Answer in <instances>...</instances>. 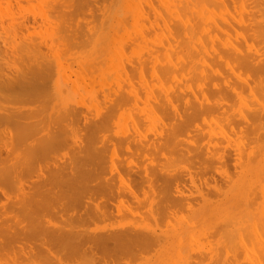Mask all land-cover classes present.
<instances>
[{"label":"rangeland","instance_id":"obj_1","mask_svg":"<svg viewBox=\"0 0 264 264\" xmlns=\"http://www.w3.org/2000/svg\"><path fill=\"white\" fill-rule=\"evenodd\" d=\"M115 1L116 0H0V82L3 81V79L6 80L9 76L12 77L13 75H16L17 78L24 76L27 80V85L23 86L25 88L21 87L26 81L23 77L24 82L21 84V86L19 85V88H23V90L29 89L28 92L25 90L26 94L23 91L20 92L21 89L19 92H17V95L22 97L29 95L26 98H21L23 99L21 102L19 100L20 96L17 97L16 93L15 95L12 93L14 91L16 92V90L18 91V85H16L17 83H15V81L13 86L15 85L14 88L17 87L16 90L14 88V91L13 89H8L12 94L8 90H4L10 85L7 86L5 84L6 87H0L1 100L4 99L5 101L6 97L10 95L16 96L18 98L17 101V98L15 100V97H11L12 100H15V102L17 101L16 103L8 102L10 101V97H7V101L5 102L0 100V228L3 227L0 229V231H2L0 232V247L4 246L2 251H0V254L4 253L6 255L5 257L3 254L5 258L0 255V258L2 257V260L0 259V264H119L120 262H122L120 264H247L248 262H250V264H264V213H262L264 212V79H261L264 78V74L260 73L264 72V68L262 67L264 65V31H262L264 30V28H262L264 25V0H261V2L260 0H215L217 3H213L214 0H209L210 4L212 3L211 5L213 8L207 7L211 6L209 5L208 0H172V3L170 0H154V2H151L152 0H150V2L147 3L145 2L149 0H134V3L131 0ZM155 1L158 5H153ZM187 2L192 3L189 5ZM124 3L126 7L123 6ZM150 4L153 8L150 6ZM159 4L161 5L159 6ZM183 4L184 6L179 7L180 10L178 11V7L176 8V6H181ZM148 6L150 9H148ZM156 6L161 7V9L158 7L160 9L159 10ZM185 6H187V8ZM181 8L185 10H182ZM212 9L215 10V14ZM143 10L146 13H144ZM187 10L189 12H187ZM175 11L179 13V15L180 13L182 14L179 16L177 13H175ZM199 11L200 14H197ZM162 12L163 15H161ZM183 14L186 20L185 18L183 19ZM108 15L110 17H107ZM118 15L120 17L117 19ZM143 16L147 17L144 18ZM163 16L165 18H162ZM181 16L184 24L182 21H180ZM220 16L223 20L220 19ZM237 16L240 18L239 20H237ZM115 17L116 20H114ZM127 17L129 18L127 19ZM148 17L150 20L148 23L150 25L146 23ZM154 17L156 19H154ZM106 18L108 21H106ZM124 18L127 20V22ZM131 19L132 21H130ZM139 19L143 20V23L142 21L139 22ZM215 19H217L216 23H214ZM163 20L165 22L168 21L166 23L167 25L171 23L167 26L170 27L171 31H169V29L166 27ZM104 21L107 23H103ZM258 21H260V24ZM155 22L156 24H154ZM227 22L229 23V26L227 25ZM241 23L245 24L243 25ZM172 24L174 25L173 27L171 26ZM177 25L179 27H177L179 31L176 28ZM196 25L199 27L202 25V27L199 28ZM114 26L116 30L113 29ZM159 26L161 28H159ZM181 26H183L182 29ZM227 26L229 28H227ZM243 26H245V30L243 29ZM257 26L258 28L260 27L259 30ZM195 27H197V29ZM186 29L187 33L185 32ZM211 29H213L212 31L215 33L214 35ZM181 30L183 32H181ZM257 30L260 33H257ZM122 31L124 34H122ZM167 31L170 33H166ZM234 31L239 32L235 33ZM241 31L243 35H240ZM142 33H144V35ZM120 34H122V36ZM151 35L156 37V39L153 37L154 42L152 41ZM186 35L188 37H186ZM197 35L198 38H196ZM199 35L202 37V39ZM205 35L209 38L207 39ZM261 35L263 38L260 39V37H262ZM143 36H147V38H144ZM164 36L167 37L168 40ZM169 36L171 37L169 38ZM172 36L175 37L173 38ZM205 38L206 40H210L207 41L208 43L210 42L209 45L207 42H205ZM244 38L247 41L249 40L251 45L247 44L249 42H246ZM142 39H144V43L142 42L144 47L142 43H140L143 41ZM147 39H149V42L146 41ZM243 39L246 44L244 43ZM127 40L128 42H134L131 44H135V46L133 45V47L131 44L128 45ZM159 40H161V42ZM117 42H119L118 46ZM39 43L40 46H38ZM161 43H164V45ZM204 43H206L208 46ZM232 43L234 44V47ZM253 43L256 45L254 46ZM45 44L47 46H45ZM25 45H27L30 49L32 48L33 50H27ZM127 45L128 47L130 46V49L127 50V52L130 54L125 53ZM151 45L153 46L151 47ZM49 46L50 48H48ZM125 46L126 49L123 48ZM156 46L158 48L160 47L162 51L159 49L161 51L160 52ZM181 46H183V49L187 47L188 49L183 50L181 49ZM35 47L37 48L34 49ZM40 47H42V49ZM118 47H121V50H119ZM205 47L208 48L206 49ZM222 47H224V49ZM239 47L241 49H238ZM47 48L49 50H47ZM171 48H173V50ZM189 48L191 49L190 51ZM219 48L222 49L220 50ZM258 48L259 50H257ZM228 49H230V54L228 53ZM36 50L39 52L38 54L35 52ZM181 50H183V52ZM222 50L224 54L228 50V52L225 54L226 56L223 54L225 57L222 55ZM184 51H186L185 54ZM248 51L251 52L252 56L250 53L249 55L247 54ZM167 52L170 54H167ZM190 52L192 53L189 54ZM33 53H36L37 55L35 56ZM41 53H45V57L42 56ZM50 53L52 56L54 55L55 58H53ZM178 53H180L182 56H178ZM195 53L198 54L195 55ZM215 53H218L219 55H215ZM40 54L41 57L39 56ZM142 54H144L143 57L141 56ZM173 54L175 55L173 56ZM237 54H239V56ZM133 55H135V57ZM193 55L194 57H192ZM37 56H39L41 60H39L40 58ZM237 56L241 58L237 59ZM153 57L154 59H152ZM171 57L173 58L172 61L169 60L172 59ZM181 57L184 58L182 59ZM205 57L208 59H205ZM210 57L213 58L211 59ZM242 57H247V60L249 61L242 59ZM255 57L257 58L255 59ZM32 58H35L38 62H40L38 63L36 60L33 61ZM249 58L253 59L250 61ZM150 59H152V62L147 63L148 61L150 62ZM174 59H176V62L178 60V62L176 63ZM57 60L60 63H58ZM130 60L132 61L130 62ZM45 61L49 62L50 64L48 67L46 66L47 62ZM139 61L143 63L141 64ZM159 61L163 62V64L159 63ZM208 61L211 63V65ZM43 62L45 63V66H43ZM205 62L209 64H206ZM241 62L248 66H243ZM40 64L43 66L40 70L44 72L39 70L41 74H38L37 71L38 68H40ZM127 64L130 65V67ZM137 64L139 71L137 69ZM154 64H159L160 68L159 66L157 68V65L155 68ZM249 64H253V66L249 67ZM51 65H53V67ZM124 65V69L127 70L121 69ZM141 65H143V67ZM131 66H134V69ZM147 66L149 68H147ZM256 66L258 67V70L259 67H261L262 70L258 71ZM169 67L171 70H173V72L171 71L170 73ZM198 67L199 71L202 70L201 73L197 70ZM209 67L212 70H210ZM254 67L256 68L254 69ZM50 68L53 69L51 74ZM163 68H166L168 73L164 69V75H161L160 73L163 72ZM176 68L178 70H176ZM183 68H185V71ZM248 68L251 69V72L252 69L254 70L252 74L256 72L255 70L258 71V74H254V78H251L253 75H251L250 69ZM47 69H50L49 72ZM140 69L142 71L145 70L143 72L144 74ZM33 70H35V73L37 74L36 76H33ZM159 70L160 73L158 74ZM146 71L148 72L147 75H145ZM125 72L130 73L129 77L128 75H125L127 74ZM136 72L138 75L140 73V75L144 77L145 80L141 76L138 78ZM63 73H65V76H63ZM166 73L168 75L169 73L172 74L170 75L171 77H168ZM198 73H200L201 76ZM259 73L263 75H260ZM121 74H124L128 78L126 79L125 76L121 77L123 79V81H121ZM208 74L211 77L208 76ZM135 75L137 78H135ZM255 75H257L258 78ZM4 76L6 77L4 78ZM176 76L179 77L176 78ZM11 77L8 78L10 83L13 80H16V82L20 80V78L17 80ZM158 77L162 80H159ZM129 78L132 79L133 83L131 79L129 80V82L132 84L128 82ZM146 78L155 81H152V83L150 80V83H152L150 84ZM197 78H202L198 84ZM21 82L22 80H20V83ZM1 83L3 84L4 82ZM169 83L172 84V87ZM28 84H30V86ZM129 84H131L130 86L133 85L136 88L131 89L132 87L130 88L128 86ZM149 84L151 86L153 85V88L150 87ZM165 84L168 85L165 86ZM231 84H233V86ZM27 86L29 87L27 88ZM124 86H127L128 89H126ZM214 86L220 89V94H218V92H220L219 90L213 91V89H216ZM30 87H32L31 90ZM181 87L182 89H180ZM255 87L259 88L257 89ZM111 88L113 90L115 88L116 93L115 90H112L113 92H111ZM154 88H158V91ZM211 88L213 92H210ZM175 90L176 92H173ZM256 90L258 93L260 92V96ZM193 91L198 94H195ZM224 91H229V93L227 92L226 94ZM151 93L157 94L152 95ZM192 93L195 95L193 94V96ZM205 93L208 98H206L207 96ZM146 94L149 100L147 99L146 101H142L146 99V96L144 97ZM171 94L175 96H171ZM136 95L137 97L139 96L141 100L139 97L137 98ZM190 95L193 96V98ZM177 96L178 99H176ZM125 97L128 98L125 99ZM170 97L171 99L175 98V101L169 99ZM202 98L206 102L203 101ZM154 99L155 101L152 102ZM123 100L127 101V105L122 103L124 102ZM132 101L134 103H132ZM135 101H139V107ZM159 101H163V103ZM112 102H115V106L112 104ZM155 103L158 105V107L155 106ZM245 104L247 105L245 106ZM94 105L96 107H94ZM112 105L114 108H112ZM163 106L167 108L165 109ZM140 107H143V110L140 109ZM239 109L242 111V113L239 111ZM164 110L166 113L163 114ZM252 111L253 113H251ZM254 111H256V113ZM169 112L171 115H166ZM106 114L108 116L111 114L112 116L110 115L111 117H108ZM242 114H245V116ZM252 114L254 116H252ZM170 117L172 120L169 119ZM103 118L109 121L107 122ZM96 120L98 123H96ZM103 120L105 121L103 122ZM132 122L135 123L133 124ZM175 122H180L179 127ZM172 123L176 126L172 127ZM137 126L140 129H138ZM167 126L170 129L175 128L176 131L177 128L181 131L180 126L185 127L186 129L182 128L185 129L184 131L182 130L184 135L186 133L185 137L181 132L177 133V131L176 134L175 130H173L175 136L169 133L170 130L167 132ZM21 127H24V129L20 130ZM121 130L124 132V134H121ZM20 131L23 135H21ZM165 132H167L166 135L171 134L174 136H171L172 138L170 137L171 143L167 141L166 138L169 140V136L166 137L164 134ZM170 132H172V130ZM128 135L129 139L127 141ZM162 136H165L166 138H162ZM37 137H42L44 140L39 142ZM146 137L147 141L142 143L144 140H146ZM197 137L200 140H198ZM18 138L20 139L18 140ZM118 138L120 140H118ZM121 138H123V141ZM180 138L181 140H179ZM196 138L199 141V144H196ZM219 139H223L225 143H223V140L220 142ZM129 140H132L133 142ZM176 140L178 141L177 147L174 145ZM216 140H218L219 143L218 141L216 142ZM225 140H227V142ZM119 141H121V143ZM136 141H138L140 144H134ZM172 141L174 146L171 147ZM180 141H182L183 144L185 143L189 145V147L186 148L187 145L181 144L182 142ZM17 142H20V145H18ZM38 142L40 145H38ZM163 142L167 144L164 145ZM168 142L170 143L169 147ZM179 142L181 145H179ZM160 143L163 145H161L162 147L160 146ZM215 143L218 144L215 145ZM27 144L28 147H26ZM190 144L193 146L196 145L195 147L198 146L196 153L198 154L199 152L200 155L192 153L195 152V149H192L193 146L190 147ZM155 145H158L160 148L158 149V146L156 147ZM164 147L168 148L169 150L172 149V152L170 151L168 155V150ZM184 147L185 150H183ZM88 148L89 150L94 148L93 151L95 150L96 153L94 154L92 152V155L91 151H88ZM190 148L193 150L192 152ZM151 149L152 151H156L155 149H157L155 152L157 155L154 154V152V155H152L150 152ZM177 150L178 154L182 151V153H180V155L183 154L181 157H176V155H174L176 154L174 152ZM213 150H217L215 154V151ZM210 151H212V153ZM30 152L34 153L32 154ZM200 152H203L202 156ZM147 153L149 154L147 155ZM159 154L161 155L159 156ZM155 155L158 159L155 157ZM204 155L206 160H203ZM93 156L97 161H94ZM104 156H106V158L109 156L110 157L106 159ZM163 156L164 159L166 157L169 159L167 158L163 162ZM206 156L207 158L208 156L211 158L213 157V160H211V158L207 159ZM153 157H155L156 160H153ZM220 157L222 160L219 159ZM143 158L144 161H142ZM118 159H122L121 162H118ZM123 159L127 160V162H123ZM216 159L220 161L218 162ZM99 160L103 164L100 163ZM159 160L161 162H159ZM168 160H170V162ZM209 160L215 162L211 163ZM141 161L143 162L142 164ZM151 162L152 168H149ZM205 162L207 163L206 166ZM133 163L136 165L138 164L137 167H140L141 164V170L139 167L135 168ZM169 163V168H164V166L169 165ZM156 167L158 172L161 174L166 173V175L163 174L161 176V174L158 172H156V175V173L153 172V169L154 171L157 170ZM98 168L103 170L102 172L104 174L102 176V172L100 169L99 171ZM148 168L151 169L154 174H152ZM95 171L97 173H95ZM106 171L108 174H106ZM99 172L100 174H98ZM114 172L117 173L116 176L112 175ZM96 175L99 176L96 177ZM178 175L183 178L182 181L180 180L181 178L179 179ZM170 176H173V179L176 177L174 182ZM100 177L102 179L98 180ZM168 177H170L172 180L169 181ZM163 178L165 179L166 187L169 186L170 189L174 191L171 190L170 192L168 187H163ZM106 183H109L111 188ZM169 184L173 187H171ZM157 189L160 190L158 191L159 194L156 192ZM166 190L172 194L171 197L169 192ZM161 191L163 194L164 192L168 193V195L165 193L163 196L162 193H160ZM179 194L181 196L183 195L182 197L184 198L183 200L181 199L182 201L178 199L180 203L177 205H183L182 207L184 209H179V206L176 207L175 203H177V200L175 201L173 197L176 196L179 198ZM254 194L255 196L257 194V196H253ZM181 196L180 198H182ZM159 197H162V199L164 198L163 201L160 199L159 200L161 202L159 200L156 201V199ZM254 197L257 199H254ZM169 198L171 200L173 199V202L175 201L174 205H169V203L172 202L171 200H169L170 202L168 201ZM250 201L252 204H255H250ZM159 203H162L161 205L163 208L167 206V211L164 210L165 208L163 210H159ZM166 203H168V205ZM248 204H250V206ZM171 206L175 207L176 209L173 207L171 208ZM160 209L162 208L160 207ZM176 211H178V213ZM146 212L147 214H144ZM158 214L160 218L162 217V219H166L168 221H164L162 219L158 220ZM145 215H149L150 217ZM148 219H152L151 222ZM79 221H81L80 224H78ZM158 221L159 223L157 224ZM187 221L188 223H186ZM127 226H131L133 229L131 230L130 227L127 231L131 230L133 232L134 229H140L139 232H150L148 235L152 236H147V238H150L149 240L144 238V240H142L143 242H135L137 244H134V241L131 240L130 242L133 243H131L132 245L129 242V244L126 243L125 245H120L117 247H111L110 245L103 243L105 242L103 239H101L103 242L99 243L98 240H100L99 237L100 235L102 236V234H98V232L100 233V231H103V233L108 235L109 230L111 233H116L114 231H123V228H127ZM70 229H72L73 232L76 230L77 236H74L76 232L74 235L71 234L73 232H71L72 230ZM67 230H70V232L68 233ZM52 231H54V233ZM62 231H64L66 234L64 235V232ZM246 231L248 234H245ZM10 232L12 233L11 235L9 234ZM144 232L142 233V236L146 235ZM96 234L99 239H96L97 242L96 240L94 242V240H92V235L95 236ZM131 234L132 233H127L126 235H129L130 237ZM188 234H190V236L193 238H190V236L188 237ZM67 235L69 237L74 236V239L76 237H80L79 239L82 240H66L65 238L68 237ZM140 235L139 238L142 237ZM159 235L162 238L159 237ZM104 236L105 235H103V237ZM89 237L92 239L89 240ZM86 238H88V240ZM238 238H242V241L238 240ZM244 238L248 239V245H246L247 240ZM4 242H9L10 244L12 243L11 245L9 244V250L5 249V245L8 247V244L3 245ZM64 244L67 246V248L65 247V249L61 251V249L64 248L62 247ZM223 245L225 248L228 245L226 248L227 252H224L223 249L225 248ZM250 247H252V250ZM75 249H77L79 254H77V251H74ZM181 249L185 252H182ZM5 250L8 251V253H6ZM72 250L74 254L72 253ZM237 250L238 252L240 251L242 253L245 251L246 253L243 252L242 255L240 254V257ZM259 250H261V252H259ZM82 251H84L83 255L84 253L86 255L87 251L90 255L87 253V256L83 257ZM57 252L60 254L64 252V254L59 255ZM258 253L262 254V256H258ZM236 256H239L240 258L238 259ZM80 257L87 260H84L85 262L83 263V259L81 260ZM259 257H263L262 260H260L261 258ZM16 260H18L19 263H16ZM54 261H57V263Z\"/></svg>","mask_w":264,"mask_h":264},{"label":"bare ground","instance_id":"obj_2","mask_svg":"<svg viewBox=\"0 0 264 264\" xmlns=\"http://www.w3.org/2000/svg\"><path fill=\"white\" fill-rule=\"evenodd\" d=\"M112 1H113V0H112ZM116 1H117V0H116ZM116 1H115V2H116ZM131 1H133V3H134V0H131ZM136 1H137V0H136ZM158 1H159V0H158ZM165 1H166V0H165ZM171 1H172V0H170V2H171ZM189 1H190V0H189ZM205 1H206V0H205ZM211 1H212V0H211ZM219 1H220V0H219ZM221 1H222V0H221ZM226 1H227V0H226ZM235 1H236V0H235ZM240 1H241V0H240ZM257 1H258V0H257ZM138 2H139V1H138ZM147 2H150V0H149V1H146L145 3H147ZM151 2H154V0H152ZM192 2H193V1H192ZM192 2H190V3H192ZM208 2H209V0H208ZM260 2H261V0H260ZM135 3H136V2H135ZM145 3H144V4H145ZM171 3H172V2H171ZM177 3H180V2H177ZM181 3H182V2H181ZM187 3H188L189 5H191L189 2H187ZM213 3H217V2L214 0ZM218 3H220V2H218ZM226 3H227V2H226ZM255 3H256V2H255ZM64 4H65V3H64ZM138 4H139V3H138ZM144 4H142V5H144ZM155 4L158 5L156 1H155V3H153V5H155ZM161 4H162V3H161ZM161 4H159V6H160ZM184 4H185V3H184ZM184 4L181 5V6H178V5L176 6V8L178 7V8H177L178 11L180 10L179 7L184 6ZM211 4H212V3H211ZM211 4H210V2H209V5H211ZM29 5H30V4H29ZM126 5H127V4H126ZM146 5H147V4H146ZM164 5H165V4H164ZM179 5H180V4H179ZM192 5H193V4H192ZM214 5H215V4H214ZM216 5H217V4H216ZM219 5H220V4H219ZM240 5H241V4H240ZM58 6H59V5H58ZM123 6L126 7V6H125V3H124ZM139 6H140V4H139ZM150 6H151V4H150ZM159 6H158V7H159ZM206 6H207V5H206ZM257 6H258V5H257ZM262 6H263V5H262ZM140 7H141V6H140ZM148 7H149V6H148ZM151 7H152V6H151ZM156 7H157V6H156ZM158 7H157V8H158ZM185 7L187 8V6H185ZM201 7H202V6H201ZM207 7H209V8L212 7V8H213L212 5H211V6H207ZM255 7H256V6H255ZM145 8H146V7H145ZM152 8H153V7H152ZM159 8L161 9V7H159ZM159 8H158V9H159ZM183 8H184V7H183ZM189 8H190V7H189ZM250 8H251V7H250ZM253 8H254V7H253ZM57 9H58V8H57ZM146 9H147V8H146ZM148 9H150V7H149ZM160 9H159V10H160ZM173 9H174V8H173ZM181 9H182V8H181ZM192 9H193V8H192ZM234 9H236V8H234ZM255 9H259V8H255ZM263 9H264V8H263ZM175 10H176V9H175ZM182 10H185V9H182ZM212 10H213V9H212ZM215 10H216V8H215ZM215 10H213L214 14H215ZM143 11H144V10H143ZM169 11H170V10H169ZM247 11H248V10H247ZM255 11H256V10H255ZM59 12H60V11H59ZM63 12H64V11H63ZM155 12H157V11H155ZM187 12H189V11L187 10ZM44 13H45V12H44ZM144 13H146V12L144 11ZM175 13H177V12L175 11ZM249 13H251V12H249ZM249 13H248V14H249ZM140 14H141V13H140ZM157 14H158V13H157ZM181 14H182V13H180V15H181ZM197 14H200V11H199ZM201 14H202V13H201ZM218 14H219V13H218ZM245 14H246V13H245ZM138 15H139V14H138ZM161 15H163V12H162ZM161 15H160V16H161ZM177 15H179V13H177ZM180 15H179V16H180ZM187 15H188V14H187ZM192 15H193V14H192ZM216 15H217V13H216ZM263 15H264V13H263ZM129 16H131V15H129ZM147 16H148V15H147ZM147 16H145V17H147ZM156 16H157V15H156ZM179 16H178V17H179ZM182 16H183V19H184V18H185L184 14H183ZM182 16H181V18H180V21H182V23H183ZM189 16H190V15H189ZM218 16H219V15H218ZM226 16H227V15H226ZM231 16H232V15H231ZM250 16H251V15H250ZM253 16H254V15H253ZM21 17H22V16H21ZM107 17H110V16L108 15ZM118 17H120V16L118 15V16H117V19H118ZM143 17H144V16H143ZM145 17H144V18H145ZM193 17H194V16H193ZM209 17H210V16H209ZM220 17H221V16H220ZM228 17H229V16H228ZM239 17H240V16H239ZM263 17H264V16H263ZM128 18H129V17H127V19H128ZM134 18H135V17H134ZM162 18H165V17L163 16ZM167 18H168V17H167ZM190 18H191V17H190ZM190 18H189V19H190ZM223 18H224V17H223ZM237 18H238V16H237ZM80 19H81V18H80ZM106 19H107V18H106ZM124 19H125V18H124ZM124 19H123V20H124ZM141 19H142V18H141ZM154 19H156V18L154 17ZM193 19H194V18H193ZM220 19H222V17H221ZM227 19H228V18H227ZM239 19H240V18H238L237 20H239ZM247 19H248V18H247ZM262 19H263V18H262ZM114 20H116V17H115ZM123 20H122V21H123ZM125 20H126V19H125ZM139 20H140V19H139ZM185 20H186V18H185ZM211 20H212V18H211ZM216 20H217V19L214 20V21H215L214 23H216ZM222 20H223V19H222ZM222 20H221V21H222ZM244 20H246V19H244ZM249 20H250V19H249ZM106 21H108V19H107ZM130 21H132V19H131ZM130 21H129V22H130ZM136 21H137V20H136ZM141 21H142V23H143V20H140L139 22H141ZM148 21H150V20H149V17H148L146 23H148ZM152 21H153V20H152ZM154 21H155V20H154ZM170 21H171V20H170ZM170 21H169V22H170ZM252 21H253V20H252ZM124 22H125V21H124ZM126 22H127V20H126ZM163 22L165 23L166 27H167L168 25L171 24V23H170V24L167 25L166 23H167L168 21L165 22V21L163 20ZM228 22H229V20H228ZM228 22H227V25L229 24ZM243 22H245V21H243ZM259 22H260V21H258V23H259ZM12 23H13V22H12ZM19 23H20V22H19ZM103 23H105V21H104ZM106 23H107V22H106ZM106 23H105V24H106ZM134 23H135V22H134ZM151 23H152V22H151ZM175 23H176V21H175ZM175 23L173 22L174 25H175ZM177 23H178V22H177ZM190 23H191V22H190ZM233 23H234V22H233ZM254 23H255V22H254ZM256 23H257V22H256ZM13 24H14V23H13ZM148 24H149V23H148ZM154 24H156V22H155ZM173 24L171 25L172 27L174 26ZM183 24H184V23H183ZM200 24H201V23H200ZM241 24H243V23H241ZM244 24H245V23H244ZM244 24H243V25H244ZM259 24H260V23H259ZM262 24H263V23H262ZM16 25H17V24H16ZM47 25H48V24H47ZM47 25H46V26H47ZM103 25H104V24H103ZM149 25H150V24H149ZM178 25H179V24H178ZM178 25L176 26V28L178 27ZM180 25H181V24H180ZM193 25H194V24H193ZM198 25H199V24H198ZM206 25H207V24H206ZM215 25H216V24H215ZM217 25L219 26L218 23H217ZM217 25H216V26H217ZM246 25H248V24H246ZM13 26H14V25H13ZM121 26H122V25H121ZM132 26H133V25H132ZM157 26H158V24H157ZM184 26H185V25H184ZM196 26H197V25H196ZM225 26H226V25H225ZM228 26H229V25H228ZM228 26H227V28H229ZM119 27H120V26H119ZM144 27H145V26H144ZM144 27H143V28H144ZM182 27H183V26H181V29H182ZM197 27H199V26H197ZM197 27H195V28L197 29ZM201 27H202V25H201ZM201 27H199V28H201ZM231 27H232V26H231ZM243 27H244L243 29L245 30V26H243ZM54 28H55V27H54ZM123 28H124V27H123ZM145 28H146V27H145ZM145 28H144V30H145ZM159 28H161V27L159 26ZM167 28L169 29V31H171V30H170V27H167ZM176 28H173V29H176ZM178 28H179V27H178ZM178 28H177V30H178ZM186 28H188V27H186ZM195 28H194V29H195ZM207 28H208V27H207ZM211 28H212V27H211ZM257 28H258V26H257ZM259 28H260V27H259ZM259 28H258V30H259ZM262 28H264V25H263ZM51 29H52V28H51ZM113 29H115V26H114ZM132 29H134V28H132ZM135 29H136V28H135ZM137 29H138V28H137ZM183 29H184V28H183ZM194 29H193V32H194ZM213 29H214V28H213ZM213 29H211V31H212ZM243 29H242V30H243ZM255 29H256V28H255ZM13 30H14V28H13ZM79 30H80V29H79ZM115 30H116V29H115ZM118 30H120V29H118ZM118 30H117V31H118ZM198 30H199V29H198ZM198 30H197V31H198ZM205 30H206V29H205ZM233 30H234V29H233ZM258 30H257V33H260V32H258ZM51 31H52V30H51ZM113 31H114V30H113ZM138 31H139V29H138ZM142 31H143V30H142ZM147 31H148V30H147ZM150 31H151V30H150ZM154 31H155V29H154ZM172 31H173V30H172ZM178 31H179V30H178ZM186 31H187V29L185 30V32H186ZM199 31H200V30H199ZM211 31H210V32H211ZM262 31H264V30H262ZM60 32H61V31H60ZM77 32H78V31H77ZM151 32H153V31H151ZM164 32H165V31H164ZM181 32H183V31L181 30ZM181 32H179V33H181ZM234 32H235V31H234ZM237 32H239V31H237ZM237 32H235V33H237ZM244 32H246V31H244ZM247 32H248V28H247ZM254 32H255V31H254ZM15 33H16V32H15ZM113 33H114V32H113ZM118 33H119V31H118ZM127 33H128V32H127ZM139 33H141V32H139ZM146 33H147V32H146ZM159 33H160V32H159ZM159 33H155V34H159ZM166 33H170V32L167 31ZM175 33H176V32H175ZM186 33H187V32H186ZM186 33H185V34H186ZM195 33H196V32H195ZM195 33H194V34H195ZM212 33H213V31H212ZM235 33H234V34H235ZM240 33H241L240 35H243L242 31H241ZM16 34H17V33H16ZM109 34H110V33H109ZM122 34H124L123 31H122ZM122 34H120V35L122 36ZM142 34L144 35V33H142ZM147 34H148V33H147ZM194 34H193V35H194ZM199 34H200V33H199ZM214 34H215V33H213V35H214ZM234 34H233V36H234ZM247 34H248V33H247ZM255 34H256V33H255ZM131 35H132V34H131ZM137 35H138V34H137ZM140 35H141V34H140ZM145 35H146V34H145ZM148 35H149V34H148ZM178 35H180V34H178ZM182 35H184V34H182ZM182 35H181V36H182ZM111 36H112V35H111ZM125 36H126V35H125ZM135 36H136V35H135ZM141 36H142V35H141ZM141 36H139V37H141ZM151 36H152V41H153V37H155V36H153V35H151ZM165 36H166V34H165ZM165 36H164V37H165ZM175 36H177V35H175ZM175 36H174V37H175ZM181 36H180V37H181ZM199 36H200V35H199ZM202 36H204V35H202ZM248 36H249V35H248ZM248 36H247V38H248ZM261 36H262V35H261ZM31 37H32V36H31ZM68 37H69V36H68ZM113 37L115 38L114 35H113ZM113 37H112V38H113ZM117 37H118V36H117ZM123 37H124V36H123ZM143 37H144V38H147V36H143ZM170 37H171V36H169V38H170ZM172 37H173V36H172ZM174 37H173V38H174ZM183 37H184V36H183ZM186 37H188V36L186 35ZM200 37H201V36H200ZM205 37H207V36L205 35ZM221 37H222V36H221ZM244 37H245V36H244ZM251 37H252V36H251ZM251 37H250V38H251ZM32 38H33V37H32ZM112 38H111V39H112ZM133 38H134V37H133ZM135 38H136V37H135ZM141 38H142V37H141ZM165 38L167 39V37H165ZM165 38H164V40H165ZM196 38H198V35H197ZM203 38H204V37H203ZM208 38H209V37H207V39H208ZM250 38H249V39H250ZM261 38H263V36L260 37V39H261ZM37 39H38V38H37ZM80 39H81V38H80ZM125 39H126V37H125ZM155 39H156V37H155ZM155 39H154V40H155ZM159 39H160V38H159ZM179 39H180V38H179ZM183 39H184V38H183ZM199 39H200V38H199ZM201 39H202V37H201ZM244 39H245V38H244ZM244 39H243V41H244ZM53 40H54V39H53ZM59 40H60V39H59ZM59 40H58V41H59ZM134 40H135V39H134ZM137 40H138V38H137ZM142 40H143V41H141L140 43H142V42L144 43V39H142ZM148 40H149V39H147L146 41L149 42ZM167 40H168V39H167ZM174 40H175V39H174ZM240 40H241V39H240ZM245 40H246V39H245ZM111 41H112V40H111ZM132 41H133V39H132ZM139 41H140V39H139ZM150 41H151V40H150ZM159 41L161 42V40H159ZM159 41H158V42H159ZM165 41H166V40H165ZM169 41H170V40H169ZM171 41H172V40H171ZM184 41H185V40H184ZM201 41H203V40H201ZM201 41H200V42H201ZM207 41H210V40H206V38H205V42H207ZM211 41H212V40H211ZM251 41H252V40H251ZM260 41H261V40H260ZM263 41H264V40H263ZM112 42H113V41H112ZM124 42H125V41H124ZM127 42H128V40H127ZM153 42H154V41H153ZM172 42H173V41H172ZM174 42H175V41H174ZM186 42H187V40H186ZM233 42H234V41H233ZM246 42H249V40H248V41L246 40ZM252 42H253V41H252ZM254 42H255V41H254ZM115 43H116V42H115ZM131 43H134V42H128V45H130ZM143 43H142V45H143ZM166 43H167V41H166ZM169 43H170V42H169ZM169 43H168V44H169ZM182 43H183V42H182ZM184 43H185V42H184ZM201 43H203V42H201ZM209 43H210V42H209ZM209 43L207 42L208 45H209ZM212 43H213V42H212ZM212 43H211V44H212ZM229 43H230V41H229ZM244 43H245V41H244ZM263 43H264V42H263ZM118 44H119V42H117V46H118ZM124 44H126V43H124ZM161 44L164 45V43H161ZM180 44H181V42H180ZM180 44H179V45H180ZM185 44H186V43H185ZM190 44H191V43H190ZM204 44H206V43H204ZM207 44H206V45H207ZM211 44H210V45H211ZM220 44H221V43H220ZM230 44H231V43H230ZM232 44H233V43H232ZM245 44H246V43H245ZM247 44L251 45L250 42L247 43ZM253 44H254V43H253ZM30 45H31V44H30ZM41 45H42V44H41ZM113 45H114V44H113ZM128 45H127V49H126V46L123 47V48L126 49V50H125V51H126L125 53H129V52H127V50L130 49V46L128 47ZM131 45H132V44H131ZM133 45L135 46V44H133ZM133 45H132V46H133ZM155 45H156V43H155ZM163 45H162V47H163ZM165 45H166V44H165ZM193 45H194V44H193ZM195 45H196V44H195ZM208 45H207V46H208ZM235 45H236V44H235ZM238 45H239V44H238ZM243 45H244V44H243ZM243 45H242V46H243ZM255 45H256V44H254V46H255ZM25 46L27 47V48H26L27 50L30 49V48H28L27 45H25ZM34 46H35V45H34ZM38 46H40V43L38 44ZM45 46H47V45L45 44ZM50 46H51V45H50ZM50 46H49L48 48H50ZM134 46H133V47H134ZM152 46H153V45H151V47H152ZM170 46H171V45H170ZM187 46H188V45H187ZM191 46H192V45H191ZM203 46H204V45H203ZM213 46H214V45H213ZM239 46H240V45H239ZM246 46H248V45H246ZM252 46H253V45H252ZM254 46H253V47H254ZM31 47H33V46H31ZM51 47H52V46H51ZM79 47H81V46H79ZM112 47H113V46H112ZM136 47H137V46H136ZM136 47H135V48H136ZM143 47H144V45H143ZM156 47H157V46H156ZM162 47H161V48H162ZM233 47H234V44H233ZM244 47H245V46H244ZM248 47H249V46H248ZM17 48H18V47H17ZM36 48H37V47H35L34 49H36ZM40 48L42 49V47H40ZM44 48H45V47H44ZM48 48H47V50H49ZM71 48H72V47H71ZM74 48H75V47H74ZM105 48H106V47H105ZM118 48H119V50H121V49H120L121 47H118ZM123 48H122V49H123ZM141 48H142V47H141ZM145 48H146V47H145ZM154 48H155V47H154ZM157 48H158V47H157ZM157 48H156V49H157ZM196 48H197V46H196ZM205 48H206V47H205ZM207 48H208V47H207ZM207 48H206V49H207ZM222 48L224 49V47H222ZM222 48H219V49L221 50ZM255 48H257V47H255ZM31 49H32V48H31ZM31 49H30V50H31ZM115 49H116V48H115ZM143 49H144V48H143ZM159 49H160V47L158 48V50H159ZM171 49L173 50V48H171ZM177 49H178V48H177ZM179 49H180V48H179ZM181 49H183V46H181ZM184 49H188V47H187V48H184ZM184 49H183V50H184ZM193 49H194V48H193ZM234 49H235V48H234ZM238 49H241V48L239 47ZM249 49H250V48H249ZM261 49H262V47H261ZM32 50H33V49H32ZM32 50H31V51H32ZM38 50H39V49H38ZM44 50H46V49H44ZM44 50H43V51H44ZM51 50H53V49H51ZM54 50H55V49H54ZM132 50H133V49H132ZM148 50H149V48H148ZM158 50H155V51H158ZM160 50H161V49H160ZM160 50H159V51H160ZM169 50H170V49H169ZM172 50H171V51H172ZM175 50H176V48H175ZM183 50H181V51L183 52ZM190 50H191V49L189 48V51H190ZM199 50H200V49H199ZM228 50H229V52H228ZM228 50H227V52L230 54V49H228ZM253 50H254V49H253ZM257 50H259V48H258ZM39 51H40V50H39ZM133 51H134V50H133ZM149 51H150V50H149ZM161 51H162V50H161ZM161 51H160V52H161ZM178 51H180V50H178ZM205 51L208 52L207 50H205ZM216 51H217V50H216ZM218 51H219V50H218ZM35 52H36L37 54L39 53L37 50H36ZM46 52H48V51H46ZM50 52H51V51H50ZM57 52H58V51H57ZM151 52H152V51H151ZM169 52H170V51H169ZM169 52H167V54H168ZM173 52H175V51H173ZM173 52H171V53H173ZM185 52H186V51H184V54H185ZM221 52H223V50H222ZM221 52H220V53H221ZM227 52H226V53H227ZM232 52H233V51H232ZM241 52H242V50H241ZM243 52H244V51H243ZM256 52H259V51H256ZM36 53H33V54H35V56H36V55H37ZM60 53H61V52H60ZM153 53H154V52H153ZM158 53H159V52H158ZM165 53H166V52H165ZM191 53H192V52H190L189 54H191ZM193 53H194V52H193ZM218 53H219V52H218ZM218 53H215V55L218 54ZM226 53H225V54H226ZM238 53H239V52H238ZM249 53H250V55L252 56L251 52L248 51L247 54L249 55ZM15 54H16V53H15ZM41 54H42V56L45 57V55H44L45 53H44V54L41 53ZM41 54L39 55L40 57H41ZM47 54H48V53H47ZM52 54H55V53H52ZM129 54H130V53H129ZM131 54H132V53H131ZM155 54H156V52H155ZM160 54H161V53H160ZM167 54H166V55H167ZM169 54H170V53H169ZM196 54H198V53H195V55H196ZM207 54H208V53H207ZM223 54H224V52L222 53V55H223ZM225 54H224V55H225ZM239 54H241V53H239ZM239 54H237V55L239 56ZM50 55H51V53H50ZM50 55H49V56H50ZM123 55H124V53H123ZM145 55H146V54H145ZM162 55H163V54H162ZM174 55H175V54H173V56H174ZM177 55H178V56H182V55H180V53H178ZM202 55H203V54H202ZM209 55H210V54H209ZM215 55H214V57H215ZM218 55H219V54H218ZM224 55H223V56H224ZM231 55H232V53H231ZM35 56H32V57H35ZM39 56H37V57H39ZM49 56H48V57H49ZM51 56H52V55H51ZM124 56H125V55H124ZM133 56L135 57V55H133ZM141 56L143 57L144 54H142ZM147 56H148V55H147ZM147 56H146V57H147ZM159 56H160V55H159ZM164 56H165V55H164ZM168 56H169V55H168ZM190 56H191V55H190ZM207 56H208V55H207ZM225 56H226V55H225ZM225 56H224V57H225ZM228 56H230V55H228ZM235 56H236V55H235ZM238 56H237V59H238V58H241V57H238ZM240 56H241V55H240ZM244 56H245V55H244ZM37 57H36V58H37ZM40 57H39V58H40ZM52 57L55 58L54 55H53ZM137 57H138V56H137ZM146 57H145V58H146ZM148 57H149V56H148ZM156 57H157V56H156ZM156 57H155V58H156ZM184 57H187V56H184ZM184 57H181V58L183 59ZM192 57H194V55H193ZM203 57H204V56H203ZM208 57H209V56H208ZM216 57H217V56H216ZM248 57H249V56H248ZM15 58H16V57H15ZM42 58H43V57H42ZM125 58H126V57H125ZM127 58H128V57H127ZM131 58H133V57H131ZM157 58H158V57H157ZM157 58H156V59H157ZM163 58H164V57H163ZM168 58H170V57H168ZM171 58H172V57H171ZM174 58H175V57H174ZM210 58H211V57H210ZM212 58H213V57H212ZM212 58H211V59H212ZM256 58H257V57H255V59H256ZM37 59H38V58H37ZM152 59H154V57H153ZM152 59H150V62L148 61L147 63H151V62H152V61H151ZM156 59H155V60H156ZM159 59H160V58H159ZM161 59H162V56H161ZM161 59H160V60H161ZM179 59H180V57H179ZM205 59H208V58L205 57ZM214 59H215V58H214ZM242 59L247 60V57H246V58H243V57H242ZM249 59H250V58H249ZM252 59H253V58H252ZM252 59H250V61H251ZM262 59H263V58H262ZM32 60L35 61L36 59H35V58H32ZM39 60H41V58H40ZM50 60H51V58H50ZM124 60H125V59H124ZM124 60H123V62H124ZM134 60H135V58H134ZM139 60H140V59H139ZM142 60H143V58H142ZM148 60H149V59H148ZM169 60L172 61L173 58H172V59H169ZM244 60H243V61H244ZM20 61H21V60H20ZM33 61H32V62H33ZM51 61H52V60H51ZM128 61H129V59H128ZM131 61H132V60H130V62H131ZM174 61L176 62V59H174ZM174 61H173V62H174ZM204 61H205V60H204ZM221 61H222V60H221ZM240 61H241V59H240ZM243 61H242V62H243ZM247 61H249V60H247ZM36 62H38V61L36 60ZM36 62H35V63H36ZM39 62H40V61H39ZM39 62H38V63H39ZM45 62H47V61H45ZM57 62L60 63L58 60H57ZM119 62H120V60H119ZM119 62H118V63H119ZM135 62H136V61H135ZM145 62H146V61H145ZM145 62H144V63H145ZM177 62H178V60H177ZM177 62H176V63H177ZM185 62H186V61H185ZM208 62H209V61H208ZM242 62H241V63H242ZM258 62H259V61H258ZM38 63H37V64H38ZM120 63H121V62H120ZM132 63H133V62H132ZM132 63H131V64H132ZM139 63H141V62L139 61ZM142 63H143V62H142ZM142 63H141V64H142ZM147 63H146V64H147ZM159 63H162V64H163V62H161V61H159ZM180 63H181V62H180ZM187 63H188V62H187ZM205 63H206V62H205ZM209 63H210V62H209ZM209 63H206V64H209ZM216 63H217V62H216ZM249 63H250V62H249ZM46 64H47V65H46L47 67H48V65H50L49 62H47ZM51 64H53V63H51ZM125 64H126V63H125ZM171 64H172V63H171ZM226 64H227V63H226ZM242 64H243V66H246L244 63H242ZM259 64H260V63H259ZM33 65H34V64H33ZM127 65H128V64H127ZM135 65H136V64H135ZM154 65H155V64H154ZM154 65H153V66H154ZM156 65H157V68H158L159 64H156ZM156 65H155V68H156ZM160 65H161V64H160ZM165 65H166V64H165ZM173 65H175V64H173ZM186 65H187V64H186ZM186 65H185V66H186ZM210 65H211V63H210ZM235 65H236V64H235ZM235 65H234V66H235ZM43 66H45V63H44V62H43ZM43 66H41V64H40V68L36 67V68H38V71L36 70V71L38 72V74H41V73L39 72V70L42 69ZM51 66L53 67V65H51ZM51 66H49V67H51ZM128 66L130 67V65H128ZM141 66L143 67V65H141ZM166 66H167V65H166ZM166 66H164V67H166ZM175 66H176V65H175ZM185 66H183V67H185ZM198 66H199V64H198ZM243 66H242V67H243ZM247 66H248V65H247ZM247 66H246V67H247ZM250 66L252 67L253 64H252V65L249 64V67H250ZM257 66H258V65H257ZM257 66H256V67H257ZM47 67H44V68H47ZM52 67H51V68H52ZM119 67H120V66H119ZM121 67H122V65H121ZM124 67H125V65H124L123 68H121V69H124ZM129 67H128V68H129ZM131 67H132V66H131ZM135 67H136V66H135ZM144 67H145V66H144ZM186 67H187V66H186ZM210 67H211V66H210ZM210 67H209V69H210ZM214 67H215V66H214ZM229 67H230V66H229ZM256 67H254V69H255ZM262 67L264 68V65H263ZM51 68H50V69H51ZM132 68L134 69V66H133ZM147 68H149V67L147 66ZM150 68H151V67H150ZM155 68H154V70H155ZM159 68H160V66H159ZM177 68H180V67H177ZM177 68H176V70H178ZM200 68H202V67H200ZM212 68H213V67H212ZM50 69H49V70H50ZM137 69H138V64H137ZM137 69H136V70H137ZM164 69H165L166 72L168 73V71H167L168 67H167V69H166V68H163V72H162V73H160V70H159V71H158V74L160 73V74L162 75V74L164 73V71H165ZM169 69H170V67H169ZM183 69H184V71H185V68H183ZM198 69H199V67L197 68V70H198ZM202 69H203V68H202ZM248 69H250V68H248ZM256 69L258 70V67H257ZM43 70H44V69H43ZM47 70H48V69H47ZM49 70H48V72H49ZM52 70H53V69H51L50 74H51V72H53ZM124 70H127V69H124ZM140 70H141V69H140ZM149 70H150V69H149ZM149 70H148V71H149ZM157 70H158V69H157ZM161 70H162V69H161ZM176 70H175V71H176ZM207 70H208V69H207ZM210 70H212V69H210ZM243 70H244V69H243ZM257 70H255L256 72H254V74H256L258 71H261L262 69H261V67H259V70H258V71H257ZM30 71H31V70H30ZM40 71H42V70H40ZM121 71H122V70H121ZM128 71H130V70H128ZM138 71H139V69H138ZM144 71H145V70H144ZM144 71L141 70L142 73H143ZM151 71H152V70H151ZM171 71L173 72V70L170 69V73H171ZM198 71H199V70H198ZM201 71H202V70H201ZM201 71H199V72L201 73ZM217 71H218V70H217ZM253 71H254V70L252 69V72H251V69H250V73H251V75H253L251 78H254V74H252ZM263 71H264V69H263ZM32 72H33L32 74H34L33 76H36V75H37V74L35 73V70H33ZM42 72H44V71H42ZM45 72H46V71H45ZM48 72H47V73H48ZM122 72H124V71H122ZM152 72H153V71H152ZM203 72H204V71H203ZM219 72H220V71H219ZM242 72H243V71H242ZM125 73H127V72H125ZM125 73H124V74H125ZM142 73H141V74H142ZM147 73H148V72L146 71V74H145V75H147ZM153 73H154V72H153ZM156 73H157V72H156ZM167 73H166V74H167ZM170 73H169V75L167 74L168 77H171L170 75H172V74H170ZM200 73H198V74L200 75ZM244 73H245V72H244ZM260 73H263V74H264V72H260ZM260 73H259V74H260ZM29 74H30V72H29ZM99 74H100V73H99ZM114 74H115V73H114ZM118 74H119V73H118ZM124 74H123V75L121 74L122 76L120 75V78H121V77H124L125 75H128V77H129V74H130V73L128 72L127 74H125V75H124ZM131 74H132V73H131ZM143 74H144V73H143ZM149 74H150V73H149ZM151 74H152V73H151ZM166 74H165V75H166ZM174 74H175V72H174ZM176 74H177V73H176ZM196 74H197V73H196ZM209 74H211V73H209ZM209 74H208V76H210ZM257 74H258V73H257ZM263 74H260V75H263ZM136 75H138L137 72H136ZM136 75H135V76H136ZM161 75H160V77H161ZM163 75H164V74H163ZM199 75H198V76H199ZM39 76H40V75H39ZM63 76H65V73H63ZM97 76H98V74H97ZM130 76H131V75H130ZM135 76H134V77H135ZM140 76H141V75H140V73H139L138 78H139ZM143 76H144V75H143ZM150 76H152V75H150ZM157 76H159V75H157ZM193 76H194V75H193ZM200 76H201V75H200ZM200 76H199V77H200ZM239 76H240V75H239ZM243 76H244V75H243ZM255 76H257V75H255ZM263 76H264V75H263ZM5 77H6V76H4V78H5ZM10 77H11V76L7 77L6 80L8 81V78H10ZM23 77H24V76H22L21 78L19 77L20 80H22L21 83H20V80H19L18 82H16V80H13V81H11V83H10V81H8V83H7V81H6L5 79L2 78L3 81H1V82H4V83L2 84V83L0 82V83L2 84V85L0 84V87H6V85H7V86L10 85V86L7 87V89H4V88H2V89H4V90H8V89L10 88V90H11V89H13V88L15 87V85L13 86L14 81H15V83H17L16 85H18V88L16 87V88L18 89V91L16 90V88H14V89L16 90V92H15L14 89H13V91H14V92H12V93H14L13 95H15V93H16V95H17V94H18L17 92H19L20 89H21L20 92L23 91V92L26 94V91L28 92L29 89H28V90H26V89L23 90V88H25V87H23V86H24V85H25V86L27 85V83H26L27 80H26V78L24 77L25 80H26V81L24 82V81H23V80H24ZM37 77H38V76H37ZM118 77H119V76H118ZM125 77H126V76H125ZM128 77H126V79H127ZM141 77H142V76H141ZM148 77H149V75H148ZM163 77H164V76H163ZM178 77H179V76H176V78H178ZM196 77H197V76H196ZM210 77H211V76H210ZM244 77H245V76H244ZM11 78H13V79H17V80L19 79V78L16 77V75H13ZM135 78H137V76H136ZM142 78H144V77H142ZM149 78H150V77H149ZM149 78H146V79H148V80H147L148 83H150V80H151V79L149 80ZM158 78H159V77H158ZM161 78H162V77H161ZM161 78H159V80H162ZM207 78H208V77H207ZM212 78H213V76H212ZM241 78H242V75H241ZM248 78H249V77H248ZM257 78H258V76H257ZM107 79H108V78H107ZM126 79H124V80H126ZM130 79H131V78L128 79V82H129ZM133 79H134V78H133ZM164 79H165V78H164ZM197 79H198V78H197ZM201 79H202V78L198 79L197 84L201 81ZM245 79H246V78H245ZM249 79H250V78H249ZM255 79H256V78H255ZM261 79L263 80L264 78H261ZM4 80H5V81H4ZM120 80L123 81L122 78H121ZM139 80H140V79H139ZM144 80H145V78H144ZM165 80H166V79H165ZM167 80H168V79H167ZM211 80H212V79H211ZM223 80H224V79H223ZM225 80L228 81L227 79H225ZM232 80H233V78H232ZM243 80H244V79H243ZM250 80H251V79H250ZM257 80H258V79H257ZM131 81H132V79H131ZM152 81H155V80H151V82H152ZM169 81H170V80H169ZM177 81H178V80H177ZM253 81H254V80H253ZM255 81H256V80H255ZM5 82H6V83H5ZM12 82H13V83H12ZM23 82H24V84L21 86V84H22ZM139 82H140V81H139ZM145 82H146V81H145ZM145 82H144V83H145ZM160 82H161V81H160ZM163 82H164V81H163ZM178 82H179V81H178ZM214 82H215V81H214ZM9 83H10V84H9ZM19 83H20V84H19ZM25 83H26V84H25ZM28 83H29V82H28ZM36 83H37V82H36ZM125 83H126V81H125ZM129 83H131V82H129ZM132 83H133V81H132ZM132 83H131V84H132ZM152 83H153V82H152ZM152 83H150V84H152ZM166 83H168V82H166ZM186 83H187V82H186ZM219 83H220V82H219ZM242 83H243V82H242ZM257 83H258V82H257ZM5 84H6V85H5ZM131 84L128 85L130 88L132 87L131 89L136 88V87L133 86V85L130 86ZM135 84H136V83H135ZM150 84H149V86L152 87L153 85L151 86ZM162 84H163V83H162ZM169 84H170V83H169ZM226 84H227V82H226ZM3 85H5V86H3ZM19 85H20L21 87H23V88H19ZM28 85L30 86V84H28ZM123 85H124V83H123ZM140 85H141V84H140ZM167 85H168V84H167ZM167 85L165 84V86H167ZM170 85H171V87H172V84H170ZM170 85H169V86H170ZM179 85H180V84H179ZM227 85H228V84H227ZM231 85L233 86V84H231ZM11 86H12V88H11ZM29 86H27V88H28ZM111 86H112V85H111ZM154 86H157V85H154ZM169 86H168V87H169ZM180 86H181V85H180ZM217 86H218V85H217ZM223 86H224V85H223ZM255 86H256V85H255ZM32 87H33V86H32ZM32 87H30V90H31ZM114 87H115V86H114ZM124 87H125V86H124ZM144 87H145V85H144ZM147 87H148V86H147ZM189 87H190V86H189ZM189 87H188V88H189ZM214 87H215V86H214ZM221 87H222V85H221ZM234 87H235V86H234ZM122 88H123V86H122ZM125 88L128 89L127 86H126ZM152 88H153V87H152ZM163 88H164V87H163ZM166 88H167V87H166ZM178 88H179V87H178ZM185 88H186V87H185ZM191 88H193V87H191ZM191 88H190V89H191ZM215 88H216V87H215ZM227 88H228V87H227ZM255 88H257V87H255ZM255 88H254V89H255ZM258 88H259V87H258ZM258 88H257V89H258ZM131 89H129V90H131ZM137 89H138V88H137ZM154 89L157 90L158 88H154ZM154 89H153V91H154ZM180 89H182V87H181ZM234 89H236V88H234ZM245 89H247V88H245ZM4 90H2V91H4ZM25 90H26V91H25ZM112 90H113V89L111 88V92H113V91L115 90V88H114L113 91H112ZM129 90H128V91H129ZM149 90H150V89H149ZM176 90H177V89H176ZM176 90L173 91V92H176ZM214 90H217V91L219 90V91H220L219 88L213 89V91H214ZM0 91H1V90H0ZM8 91H9V90H8ZM122 91H123V90H122ZM122 91H119V92H122ZM145 91H146V89H145ZM150 91H152V90H150ZM157 91H158V90H157ZM195 91H196V89H195ZM195 91H193V92H195ZM198 91H199V90H198ZM201 91H202V90H201ZM201 91H200V92H201ZM211 91H212V88H211L210 92H211ZM213 91H212V92H213ZM229 91H230V90H229ZM229 91H227V92L229 93ZM256 91H257V90H256ZM9 92H10V91H9ZM30 92H31V91H30ZM30 92H29V93H30ZM111 92H110V94H111ZM133 92H134V91H133ZM135 92H136V91H135ZM139 92H140V91H139ZM154 92H155V91H154ZM173 92H172V94H173ZM180 92H181V90H180ZM202 92H203V91H202ZM222 92H223V90H222ZM224 92L227 94L226 91H224ZM10 93H11V92H10ZM12 93H11V94H12ZM106 93H107V92H106ZM115 93H116V90H115ZM178 93H179V92H178ZM184 93H186V92H184ZM220 93H221V91L218 92V94H220ZM230 93H232V92H230ZM250 93H251V92H250ZM252 93H253V92H252ZM257 93H258V91H257ZM27 94H28V93H27ZM118 94H120V93H118ZM121 94H122V93H121ZM124 94H127V93H124ZM143 94H144V93H143ZM151 94L153 95L154 93H151ZM155 94H157V93H155ZM155 94H154V95H155ZM158 94H159V92H158ZM172 94H171V96H175V95H172ZM189 94H191V93H189ZM193 94H194V93H192V95H193ZM195 94H198V93L195 92ZM195 94H194V95H195ZM208 94H209V93H208ZM233 94H234V93H233ZM253 94H254V93H253ZM259 94H260V92L258 93V95H259ZM2 95H4V94H2ZM13 95H12V96H13ZM98 95H99V94H98ZM114 95H115V94H114ZM116 95H117V94H116ZM176 95H177V93H176ZM181 95H182V94H181ZM185 95H186V94H185ZM194 95H193V96H194ZM203 95H204V94H203ZM205 95H206V93H205ZM205 95H204V96H205ZM258 95H257V96H258ZM4 96H6V95H4ZM12 96H11V95H10V96H7V97H10V101H8V102L16 103V102L18 101V98H17V97H19L20 95H17V97H16V96H13V97H15V100H16V98H17V101H16V102H15V100H12V99H11ZM27 96H29V95H26V96H23V97L20 96V97H19V98H20L19 100L21 101V100H23V99H21V98H26ZM110 96H112V95H110ZM131 96H132V95H131ZM145 96H146V99H144V100H142V101H146V100L148 99L147 94L144 95V97H145ZM169 96H170V95H169ZM179 96H180V95H179ZM190 96H191V95H190ZM193 96H191V97L193 98ZM206 96H207V95H206ZM230 96H231V95H230ZM233 96H234V95H233ZM233 96H232V97H233ZM253 96H254V95H253ZM257 96H256V97H257ZM259 96H260V95H259ZM1 97H2V96H1ZM7 97H6V100H5V101H7ZM112 97H113V96H112ZM136 97H137V95H136ZM138 97H139V96H138ZM138 97H137V98H138ZM144 97H143V98H144ZM154 97H155V96H154ZM191 97H189V98H191ZM198 97H199V95H198ZM212 97H213V96H212ZM234 97H235V96H234ZM4 98H5V97H4ZM99 98H100V97H99ZM116 98H117V97H116ZM119 98H120V97H119ZM119 98H118V99H119ZM126 98H128V97H125V99H126ZM133 98L135 99L134 96H133ZM162 98H163V97H162ZM179 98H180V97H179ZM192 98H191V99H192ZM195 98H196V97H195ZM206 98H208V96H207ZM254 98H255V97H254ZM260 98H261V97H260ZM8 99H9V98H8ZM100 99H101V98H100ZM123 99H124V98H123ZM139 99L141 100L140 97H139ZM155 99H156V97H155ZM155 99L152 100V102H154ZM160 99H161V98H160ZM169 99H171V97H170ZM173 99H174V100H173ZM173 99H171V100H172V101H175V98H173ZM176 99H178V96H177ZM182 99H183V98H182ZM255 99H257V98H255ZM262 99H263V98H262ZM0 100H1V99H0ZM11 100H12V101H11ZM105 100H106V99H105ZM112 100H113V99H112ZM127 100H128V99H127ZM129 100H130V97H129ZM131 100H132V99H131ZM148 100H149V99H148ZM188 100H189V99H188ZM196 100L199 101L198 99H196ZM202 100H203V98H202ZM206 100H208V99H206ZM210 100H211V99H210ZM235 100H236V99H235ZM1 101L5 102L4 99H2ZM20 101H19V102H20ZM123 101H124V100H123ZM125 101H126V100H125ZM125 101L122 102V103H123V104H124V103L126 104L127 101H126V102H125ZM189 101H190V100H189ZM192 101H193V100H192ZM203 101H205V100H203ZM208 101H209V100H208ZM238 101H239V100H238ZM238 101H236V102H238ZM258 101H259V98H258ZM21 102H22V101H21ZM119 102H120V101H119ZM135 102H137V105H138V102H139V101H135ZM159 102L163 103V101H159ZM159 102H158V104H159ZM178 102L180 103L179 100H178ZM193 102H194V101H193ZM205 102H206V101H205ZM105 103H106V101H105ZM107 103H108V102H107ZM114 103H115V102H114ZM114 103L112 102V104H114ZM132 103H134V102L132 101ZM143 103H144V102H143ZM156 103H157V102H156ZM156 103H155V106L158 107V105H157ZM171 103H172V102H171ZM174 103H175V102H174ZM188 103H189V102H188ZM247 103H248V102H247ZM109 104H110V103H109ZM123 104H122V105H123ZM144 104H145V103H144ZM253 104H255V103H253ZM86 105H87V104H86ZM106 105H107V104H106ZM110 105H111V104H110ZM110 105H109V107H110ZM117 105H118V104H117ZM126 105H127V104H126ZM128 105H129V104H128ZM153 105H154V104H153ZM170 105H171V104H170ZM182 105H183V103H182ZM182 105H180V106H182ZM246 105H247V104H245V106H246ZM112 106H113V105H112ZM114 106H115V104H114ZM114 106H113L112 108H114ZM118 106H119V105H118ZM142 106H143V105H142ZM151 106H152V105H151ZM178 106H179V104H178ZM183 106H184V105H183ZM94 107H96V106L94 105ZM119 107H120V106H119ZM132 107H133V106H132ZM138 107H139V105H138ZM143 107H144V106H143ZM143 107H142V108H143ZM163 107H164V106H163ZM175 107H176V105H175ZM112 108H111V109H112ZM117 108H118V107H117ZM133 108H134V107H133ZM142 108L140 107V109H142ZM152 108H154V107H152ZM152 108H151V110H152ZM164 108L166 109L167 107H164ZM168 108H169V107H168ZM118 109H119V108H118ZM123 109H124V108H123ZM154 109H155V108H154ZM175 109H177V108H175ZM129 110H130V109H129ZM142 110H143V109H142ZM156 110H158V109H156ZM160 110H161V108H160ZM160 110H158V111H160ZM168 110H169V109H168ZM126 111H127V109H126ZM126 111H125V112H126ZM145 111H146V110H145ZM145 111H144V112H145ZM153 111H154V110H153ZM239 111L242 113V111H241L240 109H239ZM245 111H246V110H245ZM245 111H244V112H245ZM106 112H107V111H106ZM127 112H128V111H127ZM155 112H156V111H155ZM254 112L256 113V111H254ZM77 113H78V112H77ZM108 113H109V112H108ZM113 113H114V112H113ZM116 113H117V112H116ZM116 113H115V114H116ZM119 113H120V111H119ZM132 113H133V112H132ZM141 113H142V112H141ZM161 113H162V112H161ZM164 113H166L165 110H164L163 114H164ZM238 113H239V112H238ZM251 113H253V111H252ZM115 114H114V115H115ZM126 114H127V113H126ZM138 114H139V113H138ZM143 114H144V113H143ZM168 114L171 115L170 112L167 113L166 115H168ZM106 115H107V114H106ZM110 115H111V114H109V116H110ZM114 115H113V116H114ZM129 115H130V114H129ZM129 115H128V116H129ZM170 115H169V116H170ZM242 115H243V114H242ZM107 116H108V115H107ZM107 116H106V117H107ZM109 116H108V117H109ZM111 116H112V115H111ZM111 116H110V117H111ZM140 116H141V115H140ZM243 116H245V114H244ZM252 116H254V115L252 114ZM257 116H258V115H257ZM108 117H107V119H108ZM114 117H115V116H114ZM143 117H144V116H143ZM145 117H146V116H145ZM93 118H94V117H93ZM112 118H113V117H112ZM103 119H105V118H103ZM107 119H105V120L108 122L109 120H107ZM169 119L172 120L171 117H170ZM105 120H103V122H104ZM175 120H176V119H175ZM177 120H178V118H177ZM177 120H176V121H177ZM100 121H101V120H100ZM100 121H99V122H100ZM111 122H112V121H111ZM111 122H110V123H111ZM128 122H129V121H128ZM96 123H98L97 120H96ZM110 123H109V124H110ZM132 123H133V122H132ZM134 123H135V122H134ZM134 123H133V124H134ZM175 123H176V122H175ZM179 123H180V122L176 123V124H178V127H179ZM182 123H183V122H182ZM136 124H137V123H136ZM172 124H173V123H172ZM104 125H105V124H104ZM133 126H134V125H133ZM168 126H169V125H168ZM168 126H167V127H168ZM173 126L175 127L176 125L173 124L172 127H173ZM181 126H182V124H181ZM181 126H180L181 131L177 128V131H178V132H177L175 128L170 129V128L168 127L169 129L167 128V132H168L169 130H170V131L172 130V132H173V130H175V133H176V132H177V133H180V132H181V133L183 134V133H184L183 131H184L186 128H185V127H181ZM172 127H171V128H172ZM137 128L140 129L138 126H137ZM147 128H148V127H147ZM182 128H185V129H182ZM22 129H24V127H23V128L21 127L20 130H22ZM123 129H124V128H123ZM138 129H136V130H138ZM182 130H183V131H182ZM91 131H92V130H91ZM138 131H139V130H138ZM143 131H144V130H143ZM143 131H142V132H143ZM170 131H169V133H171V134H173V135L175 136L174 132L172 133V132H170ZM89 132H90V131H89ZM121 132H122V130H121ZM125 132H126V131H125ZM129 132H131V131H129ZM142 132H140V133H142ZM144 132H145V131H144ZM167 132H165L164 134L166 135ZM20 133H21V135H23L21 131H20ZM138 133H139V132H138ZM177 133H176V134H177ZM121 134H124V132H122ZM127 134H128V132H127ZM171 134H170V135H166V137L169 136V140H168V138H166L165 136H162V138L165 137V138L167 139V141L170 142V141H171L170 137L172 136ZM182 134H178V135H182ZM224 134H225V133H224ZM130 135H131V134H130ZM140 135H141V134H140ZM143 135H144V134H143ZM183 135H184V134H183ZM185 135H186V133H185ZM185 135H184V137H185ZM212 135H213V134H212ZM221 135H222V134H221ZM225 135H226V134H225ZM100 136H101V135H100ZM132 136H133V135H132ZM145 136H146V135H145ZM174 136H172V137H174ZM119 137H120V136H119ZM121 137H122V136H121ZM126 137H127V136H126ZM133 137H134V136H133ZM133 137H132V138H133ZM149 137H150V136H149ZM149 137H148V138H149ZM172 137H171V138H172ZM176 137H177V135H176ZM176 137H175V139H176ZM194 137H195V136H194ZM198 137H199V136H198ZM198 137H197V138H198ZM222 137H223V136H222ZM97 138H99V137H97ZM110 138H112V137H110ZM152 138H153V137H152ZM188 138H192V137H188ZM197 138H196L197 143H196V142H195V143H196V144H199V141H198V140H200V139L198 138V140H197ZM223 138H224V137H223ZM19 139H20V138H18V140H19ZM35 139H36V138H35ZM122 139H123V138H121V140H122ZM124 139H126V138H124ZM128 139H129V135H128V137H127V141H128ZM143 139H144V138H143ZM143 139H142V140H143ZM149 139H150V138H149ZM149 139H148V140H149ZM153 139H154V138H153ZM212 139H213V138H212ZM215 139H216V138H215ZM1 140H2V139H1ZM37 140H38L39 142H42L44 139H43L42 137H37ZM118 140H120V139L118 138ZM142 140H141V141H142ZM154 140H155V139H154ZM172 140H173V139H172ZM177 140H178V139H177ZM177 140H176V142L174 143V145H176L175 147H177V145H178V144H177V143H178ZM179 140H181V138H180ZM192 140H194V139H192ZM201 140H202V139H201ZM221 140H223V139H221ZM221 140L219 139L220 142H222ZM228 140H229V139H228ZM20 141H21V140H20ZM96 141H97V139H96ZM107 141H108V140H107ZM122 141H123V140H122ZM129 141H132V140H129ZM146 141H147V137H146V140H144L142 143H144V142H146ZM162 141H163V140H162ZM164 141H165V139H164ZM167 141H166V142H167ZM217 141H218V140H216V142H217ZM219 141H218V143H219ZM225 141L227 142V140H225ZM22 142H23V140H22ZM33 142H35V141H33ZM39 142H38V143H39ZM119 142L121 143V141H119ZM132 142H133V141H132ZM156 142H157V141H156ZM156 142H155V143H156ZM169 142H168V144H169L168 147L170 146V143H171V142H170V143H169ZM180 142H182V141H180ZM180 142H179V145L183 144V142H182L181 144H180ZM193 142H194V141H193ZM211 142H212V141H211ZM17 143H18V142H17ZM31 143H32V142H31ZM36 143H37V141H36ZM91 143H92V142H91ZM130 143H131V142H130ZM138 143H139V142L136 141V143H134V144H138ZM147 143H149V142H147ZM151 143H152V142H151ZM151 143H150V145H151ZM163 143H164V142H163ZM189 143H190V142H189ZM209 143H210V142H209ZM209 143H208V145H209ZM218 143H215V145L218 144ZM223 143H225L224 140H223ZM42 144H43V143H42ZM128 144H129V143H128ZM134 144H133V145H134ZM139 144H140V143H139ZM156 144H157V143H156ZM166 144H167V143H166ZM166 144L164 143V145H166ZM229 144H231V143H229ZM0 145H1V144H0ZM15 145H17V144H15ZM18 145H20V142L18 143ZM31 145H32V144H31ZM38 145H40V143H39ZM38 145H37V146H38ZM124 145H125V143H124ZM124 145H123V146H124ZM161 145H162V144L160 143V146H161ZM174 145H173V141H172L171 147L174 146ZM183 145H187V144L184 143ZM231 145H232V144H231ZM263 145H264V144H263ZM83 146H84V145H83ZM105 146H106V145H105ZM131 146H132V145H131ZM139 146H140V145H139ZM155 146L157 147L158 145H155ZM162 146H163V145H162ZM162 146H161V147H162ZM192 146H193V145L190 144V147H192ZM195 146H196V145H194L193 147H195ZM205 146H206V145H205ZM213 146H214V145H213ZM229 146H230V145H229ZM13 147H14V146H13ZM26 147H28V144H27ZM106 147H107V146H106ZM165 147H166V146H165ZM165 147H164V148H165ZM187 147H189V145H187L186 148H187ZM193 147H192V149H195V152H192L193 150L190 148L191 152L197 154V153H196V149H197L198 146L195 147V148H193ZM231 147H232V146H231ZM244 147H245V146H244ZM9 148H10V146H9ZM39 148H40V146H39ZM91 148H92V147H91ZM121 148H122V147H121ZM140 148H141V147H140ZM149 148H150V147H149ZM151 148H152V147H151ZM159 148H160V147L158 146V149H159ZM232 148H233V147H232ZM234 148H235V147H234ZM10 149H11V148H10ZM93 149H94V148H93ZM93 149H90V150H89V148H88V151H91V154H92V155H93V153H94V154L96 153L95 150L93 151ZM107 149H108V148H107ZM112 149H113V148H112ZM165 149H167V150L169 151V152H168V151L166 150L167 153H168V155H169L170 151L172 152V149H171V150H169L168 148H165ZM181 149H183V148H181ZM207 149H208V147H207ZM37 150H38V149H37ZM40 150H41V149H40ZM44 150H45V148H44ZM97 150H98V149H97ZM103 150H104V149H103ZM155 150L157 151V149H155ZM183 150H185V147H184ZM187 150H188V149H187ZM200 150H201V149H200ZM218 150H221V149H218ZM235 150H236V149H235ZM243 150H244V149H243ZM156 151H152V149L150 150V152L152 153V155L156 154V153H155ZM160 151H161V150H160ZM166 151H165V152H166ZM198 151H199V150H198ZM203 151H206V150H203ZM213 151H215V150H213ZM216 151H217V150H216ZM216 151L214 152V154L216 153ZM92 152H93V153H92ZM98 152H99V151H98ZM102 152H103V151H102ZM111 152H112V151H111ZM153 152H154V154H153ZM177 152H178V150H177L176 152H174V153H176V154H174V155H176V157H178V156L181 157V156L183 155V154L180 155V153H182V151L179 152V154H178ZM184 152H185V151H184ZM184 152H183V153H184ZM210 152L212 153V151H210ZM219 152H220V151H219ZM226 152H227V150H226ZM0 153H1V152H0ZM11 153H12V151H11ZM11 153H10V154H11ZM30 153H32V152H30ZM33 153H34V152H33ZM33 153H32V154H33ZM87 153H89V152H87ZM87 153H86V154H87ZM120 153H121V152H120ZM163 153H164V152H163ZM192 153H190V154H192ZM200 153H201V156H202V155H203V154H202L203 152H200ZM211 153H210V154H211ZM86 154H85V156L87 157ZM123 154H124V153H123ZM148 154H149V153H147V155H148ZM161 154H162V153H161ZM161 154H159V156H160ZM172 154H173V153H172ZM177 154H178V155H177ZM198 154H199V152H198ZM198 154H197V155H198ZM205 154H206V153H205ZM0 155H1V154H0ZM96 155H97V154H96ZM156 155H157V154H156ZM156 155H155V157L157 158ZM165 155H166V154H165ZM168 155H167V156H168ZM184 155H185V154H184ZM199 155H200V154H199ZM211 155H213V154H211ZM223 155H224V153H223ZM82 156L84 157L83 154H82ZM94 156H95V155H94ZM94 156H93V157H94ZM213 156H214V155H213ZM220 156H221V155H220ZM26 157H27V156H26ZM88 157H89V155H88ZM95 157H96V156H95ZM95 157L93 158L94 161L96 160ZM98 157H99V156H98ZM104 157L106 158V156H104ZM109 157H110V156H109ZM109 157H108V158H109ZM124 157H125V156H124ZM155 157H153V160L155 159ZM173 157H174V156H173ZM214 157H215V156H214ZM108 158H106V159H108ZM132 158H133V157H132ZM145 158H148V157H145ZM167 158H168V157H166V158L164 159V156H163L162 161L164 162ZM206 158H207V156H206ZM208 158L210 159L211 157L208 156ZM208 158H207V159H208ZM212 158H213V157H212ZM212 158H211V160H213ZM215 158H216V157H215ZM215 158H214V160H215ZM83 159H84V158H83ZM101 159H102V157H101ZM125 159H126V158H125ZM149 159H151V158H149ZM157 159H158V158H157ZM160 159H161V158H160ZM168 159H169V158H168ZM219 159H221V157H220ZM85 160H86V159H85ZM89 160H90V159H89ZM121 160H122V159H121ZM121 160L118 159V162H121ZM151 160H152V159H151ZM155 160H156V159H155ZM203 160H206V159H205V155H204V157H203ZM211 160H209V162H210ZM216 160H217V159H216ZM221 160H222V159H221ZM81 161H82V160H81ZM96 161H97V160H96ZM99 161H100V160H99ZM103 161H104V160H103ZM107 161H108V160H107ZM125 161L127 162V160H124V159H123V162H125ZM142 161H144V158L142 159ZM142 161H141V164L143 163ZM149 161H150V160H149ZM168 161L170 162V160H168ZM183 161H184V160H183ZM201 161H202V159H201ZM201 161H200V162H201ZM217 161L219 162L220 160H217ZM217 161H216V162H217ZM91 162H93V161H91ZM111 162H112V161H111ZM153 162H154V161H153ZM156 162H157V161H156ZM159 162H161V161L159 160ZM200 162H199V163H200ZM212 162H213V161H211V163H212ZM214 162H215V161H214ZM214 162H213V163H214ZM93 163H94V162H93ZM100 163H102V162L100 161ZM106 163H107V162H106ZM167 163H168V162H167ZM201 163H202V162H201ZM203 163H204V161H203ZM102 164H103V163H102ZM102 164H101V165H102ZM133 164H134V163H133ZM141 164H140V167H141ZM147 164H148V163H147ZM165 164H166V163H165ZM165 164H164V165H165ZM206 164H207V163L205 162V166H206ZM90 165H91V164H90ZM104 165H105V164H104ZM137 165H138V164H137ZM137 165L134 164L135 168H138V167H139V166L137 167ZM162 165H163V164H162ZM203 165H204V164H203ZM208 165H212V164H208ZM208 165H207V166H208ZM95 166H96V165H95ZM134 166H133V168H134ZM149 166H150L149 168H152V167H151V166H152V162H151V165H149ZM155 166H157V165H155ZM155 166H154V167H155ZM159 166H160V165H159ZM169 166H170V163H169V165L164 166V168H165V167H168V168H169ZM96 167H98V166H96ZM123 167H125V166H123ZM128 167H130V166H128ZM131 167H132V166H131ZM140 167H139V168H140ZM154 167H153V168H154ZM157 167H158V166H157ZM157 167H156V169H157ZM161 167H163V166H161ZM101 168H102V166H101ZM103 168H104V167H103ZM125 168H127V167H125ZM149 168H148V169H149ZM76 169H77V168H76ZM99 169H100V168H98V170H99ZM107 169H108V168H107ZM107 169H105V170H107ZM128 169H129V168H128ZM100 170H101V169H100ZM100 170H99V171H100ZM117 170H119V169H117ZM117 170H116V171H117ZM140 170H141V168H140ZM140 170H139V171H140ZM149 170L152 172L151 169H149ZM149 170H148V171H149ZM102 171H103V170H101V172H102ZM137 171H138V170H137ZM150 171H149V172H150ZM165 171H166V170H165ZM167 171H168V170H167ZM104 172H105V171H104ZM141 172H142V171H141ZM141 172H140V173H141ZM153 172H155V173L158 172V169L155 170V171H154V169H153ZM153 172H152V174H154ZM163 172H164V171H163ZM95 173H97V172L95 171ZM158 173H160V172H158ZM86 174H88V173H86ZM93 174H94V173H93ZM93 174H92V175H93ZM98 174H100V172H99ZM103 174H104V173L102 172L101 176H102ZM106 174H108L107 171H106ZM116 174H117V173L114 172V174H112V175H113V176H116ZM149 174H150V173H149ZM160 174H161V173H160ZM163 174L166 175V173H163ZM163 174H161V176H162ZM169 174H170V173H169ZM156 175H157V173H156ZM94 176H95V175H94ZM97 176H99V175H96V177H97ZM113 176H112V178H113ZM181 176H182V175H181ZM118 177H119V176H118ZM165 177H167V176H165ZM170 177H171V176H170ZM170 177H168V178H169V181H171V180L173 179V176L171 177L172 179H171ZM178 177H179V179L181 178L180 175H178ZM178 177H177V178H178ZM108 178H109V177H108ZM110 178H111V177H110ZM168 178H167V179H168ZM99 179L101 180L102 178L100 177V178H98V180H99ZM163 179H164V178H163ZM175 179H176V177H175ZM175 179H173L172 181L174 182ZM182 179H183V178H181L180 180L182 181ZM95 180H96V179H95ZM180 180H179V182H180ZM260 180H263V179H260ZM102 181H103V180H102ZM125 181H126V180H125ZM167 181H168V180H167ZM107 182H108V179H107ZM113 182H114V181H113ZM126 182H127V181H126ZM163 182H164V186H163V187H166V185H165V184H166L165 179H164ZM109 183H110V182H109ZM109 183H106V184H108L109 187H110L111 185H110ZM167 183H168V182H167ZM171 183H172V182H171ZM100 184H101V183H100ZM162 184H163V183H162ZM172 184H173V183H172ZM130 185H131V184H130ZM169 185H170V184H169ZM112 186H113V184H112ZM170 186H171V185H170ZM161 187H162V186H161ZM167 187L170 189L169 186H167ZM167 187H166V188H167ZM171 187H173V186H171ZM261 187H262V186H261ZM110 188H111V187H110ZM158 188H159V187H158ZM254 188H255V187H254ZM81 189H83V188H81ZM155 189H156V188H155ZM262 189H263V188H262ZM171 190H172V189H170V192H171ZM252 190H253V188H252ZM121 191H122V190H121ZM158 191H160V190L157 189L156 192L158 193ZM164 191H165V190H164ZM166 191L169 192L168 190H166ZM172 191H174V190H172ZM179 191H181V190H179ZM253 191H254V190H253ZM262 191H263V190H262ZM170 192H169V194H170V197H171L172 194H171ZM118 193H119V192H118ZM124 193H125V192H124ZM124 193H123V194H124ZM160 193H162V191H161ZM165 193H166V192H164V194L162 193V195L164 196ZM158 194H159V193H158ZM158 194H157V195H158ZM166 194L168 195V193H166ZM176 194H177V193H176ZM180 194H181V193H180ZM180 194H179V195H180ZM250 194H251V193H250ZM257 194H259V193H257ZM257 194H256V196H257ZM117 195H118V194H117ZM129 195H130V194H129ZM162 195H161V196H162ZM167 195H166V196H167ZM177 196H178V195H177ZM180 196H181V195H180ZM180 196H179V198L175 196L177 199H176L175 197H173V198H174L175 201L177 200V203H175V204H176V207L179 206V207H178L179 209H184V208L182 207L183 205H181V206H180V205H177V204L180 203L179 200H181V199L183 200V198H184V197H182L183 195L181 196L182 198H180ZM253 196H255V194H254ZM256 196H255V197H256ZM154 197H155V196H154ZM157 197H158V196H157ZM157 197H156V198H157ZM167 197H169V196H167ZM249 197H250V195H249ZM255 197H254V199H257V198H255ZM119 198H120V197H119ZM119 198H118V199H119ZM112 199H113V198H112ZM159 199H160L161 201H163L164 198L162 199V197H159L158 199H156V201L159 200ZM178 199H179V200H178ZM160 200H159V201H160ZM169 200H171V199L169 198L168 201H169ZM182 200H181V201H182ZM247 200H248V199H247ZM161 201H160V202H161ZM165 201H166V200H165ZM171 201L173 202V199H172ZM175 201H174V202H175ZM251 201H252V200H251ZM251 201H250V202H251ZM169 202H170V201H169ZM172 202H170L171 204L169 203V205H174V202H173V204H172ZM184 202H185V200H184ZM184 202H183V203H184ZM125 203H126V202H125ZM155 203H157V202H155ZM164 203H165V202H164ZM248 203H249V202H248ZM253 203H254V202H253ZM123 204H124V203H123ZM159 204H160V203H159ZM159 204H158V206H159V210H163V209L165 208L164 210L167 211V210H166V207H167L166 205H164V206H166V207L163 208L162 205H161L162 203L160 204L161 206H160ZM166 204L168 205V203H166ZM184 204H185V203H184ZM250 204H252V202H251ZM250 204H248V205L250 206ZM254 204H255V203H254ZM254 204H252V205H254ZM154 205H156V204H154ZM185 205H186V204H185ZM241 205H242V204H241ZM108 206H109V205H108ZM121 206H122V205H121ZM91 207H92V205H91ZM111 207H112V206H111ZM136 207H137V206H136ZM160 207H161L162 209H160ZM169 207H170V206H169ZM172 207H173V206H171V208H172ZM180 207H181V208H180ZM184 207H185V206H184ZM200 207H201V206H200ZM200 207H199V208H200ZM100 208H102V207H100ZM137 208H138V207H137ZM173 208H175V207H173ZM199 208H198V209H199ZM105 209H106V208H105ZM175 209H176V208H175ZM194 209H195V208H194ZM200 209H201V208H200ZM262 209H263V208H262ZM94 210H95V209H94ZM107 210H108V209H107ZM135 210H136V209H135ZM191 210H192V209H191ZM191 210H190V211H191ZM165 211H164V212H165ZM178 211H179V210H178ZM178 211H176V212L178 213ZM180 211H181V210H180ZM151 212H152V211H151ZM124 213H125V212H124ZM152 213H153V212H152ZM161 213H162V212H161ZM174 213H175V212H174ZM262 213H264V212H262ZM121 214H122V212H121ZM121 214H120V215H121ZM133 214H134V213H133ZM135 214H136V213H135ZM144 214H147V212L144 213ZM92 215H94V214H92ZM123 215H125V214H123ZM123 215H122V216H123ZM94 216H95V215H94ZM94 216H93V217H94ZM109 216H110V215H109ZM112 216H113V215H112ZM114 216H115V215H114ZM145 216H147V215H145ZM148 216H149V215H148ZM148 216H147V217H148ZM158 216H159V214H158ZM162 216H163V214H162ZM96 217H97V216H96ZM116 217H119V216H116ZM137 217H138V216H137ZM149 217H150V216H149ZM166 217H167V216H166ZM194 217H196V216H194ZM90 218H91V217H90ZM139 218H140V217H139ZM156 218H158V217H156ZM159 218H160V216H159ZM159 218H158V220H161V219H162V217H161L160 219H159ZM163 218H164V217H163ZM192 218H193V217H192ZM98 219H99V218H98ZM143 219H144V218H143ZM253 219H254V218H253ZM91 220H92V219H91ZM95 220H96V219H95ZM148 220H150V219H148ZM151 220H152V219H151ZM151 220H150V222H151ZM162 220H164V219H162ZM165 220H166V219H165ZM165 220H164V221H165ZM166 221H168V220H166ZM170 221H171V220H170ZM185 221H186V220H185ZM80 222H81V221H79V223H78V222H77V223L80 224ZM152 222H153V221H152ZM173 222H174V221H173ZM74 223H75V222H74ZM74 223H73V224H74ZM77 223H76V224H77ZM158 223H159V221L157 222V224H158ZM160 223H161V222H160ZM162 223H163V222H162ZM175 223H176V222H175ZM186 223H188V221H187ZM189 223H190V221H189ZM192 223H193V222H192ZM73 224H72V225H73ZM88 224H89V223H88ZM163 224H165V223H163ZM163 224H162V225H163ZM84 225H85V224H84ZM89 225H90V224H89ZM89 225H88V226H89ZM162 225H160V226H162ZM0 226H1V225H0ZM25 226H26V225H25ZM30 226H31V225H30ZM69 226H70V225H69ZM74 226H75V225H74ZM79 226H80V225H79ZM256 226H257V225H256ZM56 227H57V226H56ZM76 227H78V226H76ZM130 227H131V226H130ZM130 227L127 226V228H123V231L125 230L124 232H123L122 230H117V231H114V232H116V233H111L110 230H109V232H108L109 234H108V235H106V233H103V231H102V232L100 231V233L98 232V234H102V236L100 235V237H99L100 240H98V241H99V243H101V242H103L101 239H103V240H105V242H103V243H106V244L110 245L111 247H117V246H120V245H125L126 243L129 244V242H130L131 240L134 241V244H137L138 241H139V242H143L142 240H144V238H146L147 240H149V239H150L149 237L152 236V235H150V236L148 235V233L150 234V232H146V233H145L144 231H143V232H144V234H146V235H145V236H144V235L142 236V233H143V232H142V233H141V231L139 232L140 229H137L138 232H137V230H135V229H134V231L132 232V231H131V230H133L132 227H131V230H130V231H127V230H129L128 228H130ZM253 227H254V226H253ZM253 227H252V228H253ZM2 228H3V227H1L0 229H2ZM57 228H58V227H57ZM70 228H71V226H70ZM72 228H74V227H72ZM254 228H255V227H254ZM52 229H53V228H52ZM78 229H79V228H78ZM255 229H256V228H255ZM257 229H258V228H257ZM4 230H5V228H4ZM4 230H3V231H4ZM62 230H63V229H62ZM70 230H72V229H70ZM70 230H67L68 233L70 232ZM106 230H107V229H106ZM213 230H214V229H213ZM80 231H81V230H80ZM83 231H85V230H83ZM83 231H82V233H83ZM107 231H108V230H107ZM126 231H127V233H132L130 237H129L130 234H129V235H126V234H127ZM215 231H216V230H215ZM0 232H2V231H0ZM52 232L54 233V231H52ZM56 232H57V231H56ZM56 232H55V233H56ZM59 232H60V230H59ZM62 232H64V231H62ZM71 232H73V230H72ZM75 232H76V230H75ZM75 232H73V233H71V234L74 235ZM112 232H113V231H112ZM135 232H136V233H135ZM256 232H257V231H256ZM87 233H88V232H87ZM92 233H93V232H92ZM124 233H125V234H124ZM137 233H138V235H137ZM139 233H140L141 235H140ZM9 234L11 235L12 233L10 232ZM9 234H8V235H9ZM56 234H57V233H56ZM58 234H59V233H58ZM65 234H66V233L64 232V235H65ZM71 234H69V235H71ZM181 234H182V233H181ZM245 234H248L247 231H246ZM103 235H105V236L103 237ZM139 235L142 236V237L139 238ZM153 235H154V234H153ZM214 235H215V234H214ZM257 235H258V234H257ZM67 236H68V235H67ZM74 236H77V232H76V234H75ZM74 236H73V237H72V236H70V237L68 236L69 238L67 237V238H65V239H66V240H67V239H68V240H72V239H74ZM78 236H79V235H78ZM92 236H93V239L90 238V237H92ZM92 236L89 237V238H90L89 240L92 239V240H94V242H95L96 239H99L98 236H97V234H96L95 236H94V235H92ZM147 236H149V237L147 238ZM154 236H155V235H154ZM157 236H158V235H157ZM183 236H184V235H183ZM189 236H190V234H188V237H189ZM210 236H211V235H210ZM222 236H223V235H222ZM239 236H240V234H239ZM63 237H64V236H63ZM71 237H72V238H71ZM81 237H82V236H81ZM85 237H86V236H85ZM85 237H83V238H85ZM159 237H161V236L159 235ZM246 237H247V236H246ZM259 237H260V236H259ZM54 238H55V237H54ZM77 238H78V237H76L74 240H82V239H79L80 237H79L78 239H77ZM142 238H143V239H142ZM161 238H162V237H161ZM178 238H179V237H178ZM190 238H193V237L190 236ZM195 238H196V235H195ZM247 238H248V237H247ZM65 239H64V240H65ZM86 239L88 240V238H86ZM155 239H156V238H155ZM159 239H160V238H159ZM188 239H189V238H188ZM200 239H201V238H200ZM200 239H199V240H200ZM244 239H245V238H244ZM259 239H261V238H259ZM151 240H154V239H151ZM193 240H194V239H193ZM238 240H241V241H242V238H241V239L238 238ZM245 240H247L246 245H248V243H249V242H248V239H245ZM261 240H262V239H261ZM4 241H5V240H4ZM51 241H52V240H51ZM55 241H57V240H55ZM62 241H63V240H62ZM1 242H2V241H1ZM5 242H6V241H5ZM5 242H4L3 245L8 244V247H7V245H5V246H6L5 249H8V250H9V249H10V247H9V244H10V243H9V242L5 243ZM11 242H12V241H11ZM57 242H58V241H57ZM96 242H97V240H96ZM135 242H137V243H135ZM147 242H148V241H147ZM147 242H146V243H147ZM59 243H60V242H59ZM61 243H62V242H61ZM64 243H65V242H64ZM91 243H92V242H91ZM99 243H97V244H99ZM131 243H132V242H130V244H131ZM179 243H180V242H179ZM243 243H244V242H243ZM263 243H264V242H263ZM1 244H2V243H1ZM11 244H12V243H11ZM11 244H10V245H11ZM66 244H67V243H66ZM132 244H133V243H132ZM132 244H131V245H132ZM244 244H245V243H244ZM75 245H76V244H75ZM101 245H102V244H101ZM139 245H140V244H139ZM154 245H155V244H154ZM194 245H195V244H194ZM1 246H2V245H1ZM91 246H92V245H91ZM223 246H224V245H223ZM3 247H4V246H3ZM3 247H0V251H2V248H3ZM62 247H64V248H62L61 251H63V249H65V247L67 248V246H65V244H64V246H62ZM69 247H70V246H69ZM69 247H68V248H69ZM75 247H76V246H75ZM135 247H136V246H135ZM148 247H149V246H148ZM205 247H206V246H205ZM227 247H228V245H227ZM227 247H226V248H227ZM76 248H77V247H76ZM107 248H108V247H107ZM149 248H150V247H149ZM224 248H225V246H224ZM226 248H225V249L222 248V249L224 250V252H225V251L227 252ZM250 248H251V250H252V247H250ZM59 249H60V248H59ZM72 249H73V248H72ZM77 249H78V248H77ZM77 249H75L74 251H77ZM93 249H94V248H93ZM95 249H96V248H95ZM113 249H114V248H113ZM132 249H133V248H132ZM253 249H254V248H253ZM80 250H81V248H80ZM179 250H180V248H179ZM255 250H256V248H255ZM5 251H6V250H5ZM66 251H67V250H66ZM137 251H138V250H137ZM181 251H182V249H181ZM246 251H247V250H246ZM248 251H249V250H248ZM64 252H65V250H64ZM64 252L61 253V254L58 253V252H57V253H58L59 255H63ZM77 252H78V251H77ZM83 252H84V251H82V255H83ZM124 252H125V251H124ZM178 252H179V251H178ZM182 252H185V251H182ZM237 252H238V250H237ZM239 252H240V251H239ZM239 252H238V254H239V256H240V254L242 255V253L245 252V251H243L242 253H241V252L239 253ZM249 252H250V251H249ZM251 252H252V251H251ZM253 252H254V251H253ZM256 252H257V251H256ZM259 252H261V250H259ZM0 253H1V252H0ZM2 253H3V252H2ZM6 253H8V251H6ZM67 253H68V251H67ZM70 253H71V250H70ZM72 253L74 254L73 250H72ZM87 253H88V251L86 252V255H85V253H84L83 257H84V256H87ZM202 253H203V252H202ZM228 253H229V252H228ZM245 253H246V252H245ZM245 253H244V254H245ZM3 254H4V253H3ZM3 254H0V255L3 256ZM75 254H76V252H75ZM77 254H79V252H78ZM88 254H89V253H88ZM117 254H118V253H117ZM142 254H143V253H142ZM180 254H181V253H180ZM244 254H243V255H244ZM258 254H259V253H258ZM4 255H5V254H4ZM48 255H49V254H48ZM89 255H90V254H89ZM119 255H121V254H119ZM236 255H237V253H236ZM21 256H22V254H21ZM65 256H66V254H65ZM65 256H63V257H65ZM91 256H92V255H91ZM93 256H94V255H93ZM228 256H229V255H228ZM239 256H236V258L238 257V259H239V258L241 257V256H240V257H239ZM258 256H262V254H259ZM3 257H4V256H3ZM5 257H6V255H5ZM5 257H4V258H5ZM61 257H62V256H61ZM61 257H60V259H61ZM188 257H189V256H188ZM242 257H244V256H242ZM1 258H2V257H1ZM1 258H0V259H1ZM80 258H81V257H80ZM86 258H88V257H86ZM259 258H261L260 260H262L263 257H259ZM82 259H83V263L87 260V259H85V258H81V260H82ZM124 259H125V258H124ZM126 259H127V258H126ZM168 259H169V258H168ZM197 259H198V258H197ZM248 259H249V258H248ZM1 260H2V259H1ZM8 260H9V259H8ZM8 260H7V261H8ZM54 260H55V259H54ZM77 260H78V258H77ZM79 260H80V259H79ZM81 260H80V261H81ZM84 260H85V261H84ZM88 260H89V259H88ZM263 260H264V259H263ZM9 261H10V260H9ZM17 261H18V260H16V263H19V261H18V262H17ZM62 261H64V260H62ZM65 261H66V260H65ZM75 261H76V260H75ZM80 261H79V262H80ZM119 261H120V260H119ZM129 261H130V260H129ZM202 261H203V260H202ZM4 262H5V261H4ZM54 262L57 263V261H54ZM186 262H187V261H186ZM189 262H190V261H189ZM189 262H188V263H189ZM259 262H260V261H259ZM263 262H264V261H263ZM263 262H262V263H263ZM8 263H9V262H8ZM21 263H22V261H21ZM67 263H68V262H67ZM77 263H78V262H77ZM118 263H119V262H118ZM120 263H122V262H120ZM120 263H119V264H120ZM130 263H131V262H130ZM183 263H184V262H183ZM242 263H243V262H242ZM248 263L250 264V262H248ZM248 263H247V264H248ZM10 264H11V263H10ZM51 264H52V263H51ZM240 264H241V263H240ZM243 264H244V263H243Z\"/></svg>","mask_w":264,"mask_h":264}]
</instances>
